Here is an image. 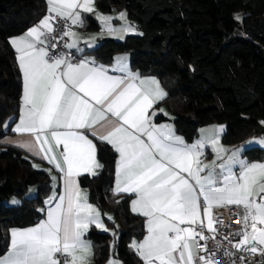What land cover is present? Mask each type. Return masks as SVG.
I'll use <instances>...</instances> for the list:
<instances>
[{
    "label": "snow or ice",
    "instance_id": "1",
    "mask_svg": "<svg viewBox=\"0 0 264 264\" xmlns=\"http://www.w3.org/2000/svg\"><path fill=\"white\" fill-rule=\"evenodd\" d=\"M48 4L55 16H45L26 37L11 41L19 53L24 84L22 114L14 131L32 134L35 146H20L64 173L65 193L50 198L55 204L47 209L46 220L12 230L10 249L0 257V264H62L57 254L71 257L75 264L74 252L91 247L83 239L89 225L108 231L86 196L81 202L74 178L81 171L95 175L93 169L101 167L95 158V145L83 133L74 131L88 128L95 135L98 124L105 130L99 138L119 153L115 192L135 194L132 210L148 218V235L142 243L132 245L144 264H214L210 257L198 251L194 254L193 250L201 247L208 251L199 241L209 238L196 226L216 233L214 224L223 221L213 216V207L225 204L244 208L241 239L233 247L243 250L247 246L253 254L264 252V247L258 248L264 246V163H245L238 159L239 150L225 160V150L213 137L211 145L221 163L204 164L200 159L203 142L187 145L171 125L154 122L157 111L152 110L153 105L166 95L155 79H141L130 72L109 75V69L95 66L94 61L73 64L62 55L50 56L46 48L38 47L44 43V30L54 31L50 21L61 17L71 19L73 25L82 24L81 13L76 10L94 9L93 0H48ZM98 18L103 22L112 19ZM124 18L120 13V19ZM122 31L135 29L126 26ZM64 35L74 37L75 33L66 31ZM67 47H75V41ZM118 71L126 69L120 67ZM148 85H155V90ZM50 129H68L51 131L56 146L63 145L66 169L44 135ZM223 130L222 126L217 129ZM259 142L264 144V139ZM232 163L240 165L238 175L229 167ZM217 168L221 171L216 172ZM12 202L18 203L15 198ZM63 264H68L67 259Z\"/></svg>",
    "mask_w": 264,
    "mask_h": 264
},
{
    "label": "trees",
    "instance_id": "2",
    "mask_svg": "<svg viewBox=\"0 0 264 264\" xmlns=\"http://www.w3.org/2000/svg\"><path fill=\"white\" fill-rule=\"evenodd\" d=\"M95 6L102 12L123 8L138 32L102 39L84 54L110 64L115 54L126 52L139 75L155 76L166 93L161 104L185 141L212 123L226 126L224 145L258 135L256 119H264V0H95ZM46 11V0H0V141L17 117L21 92L9 38L36 24ZM82 19L83 30H99L92 13H83ZM93 140L101 167L95 175L79 176V184L105 225L118 234L115 256L123 264H144L130 245L143 236L144 217L131 212L128 195L110 196L117 154L105 141ZM242 155L249 162L264 161V148L249 146ZM31 188L34 194L28 196ZM50 191L48 169L34 167L21 149L0 142V256L9 247L12 229L35 225L43 217ZM13 196L18 203L9 204ZM86 237L96 248L95 263L104 262L111 233L91 227Z\"/></svg>",
    "mask_w": 264,
    "mask_h": 264
},
{
    "label": "crops",
    "instance_id": "3",
    "mask_svg": "<svg viewBox=\"0 0 264 264\" xmlns=\"http://www.w3.org/2000/svg\"><path fill=\"white\" fill-rule=\"evenodd\" d=\"M80 2L82 3L83 0H80ZM46 4H47V11L44 14V16L36 24H34V25L30 26L29 28H27L20 35L11 36L9 38V43H10L12 49L15 52L16 62H17V65H18V68H19V71H20V75H21V92H20L19 103H18L17 117H16L15 121L12 123V125L10 126V133L0 141L4 145H10V146H14V147H17V148L21 149L32 160V163H33V165H35L36 168H38V169L46 168L51 173V191H50L48 197L46 198L44 215L39 220V222L42 221V220H46L47 219V215H46L47 209L50 206H54V204H55V201H50V198L53 195L59 196V195L65 193V176H64V173H62V172H60L59 170L56 169L54 164H50L48 162V160L43 159L42 156H40V155H35L33 152L29 151L27 147H21L20 146L21 144H32L33 146H35V140H34V137L32 136V134H29V133L21 134V133H17V132L14 131L16 125L19 123V120H20V117H21V114H22L24 84H23V74H22V71H21V69L19 67V61H18L19 53L16 51V49L13 46L11 41L13 39L26 37V34L28 33V31L32 27L38 26L40 21L45 16H53V15H55V13H50L49 12V7L50 6L48 4V0H46ZM92 7L94 9L93 12H83L82 9H77L76 11H79L81 13V18H82V14L83 13L84 14L85 13H92L95 16V18L97 19V21L99 22V24H100L99 30L98 31H86V30H83L81 28L82 24L73 25L72 22H71V25H70V27L67 28V31L74 32L75 36L74 37L73 36H66V47H67L68 44H72L73 41H75V47H73V48L67 47V48L71 49V50H74L76 53H78V54L83 56L82 60H80L79 62H81V61L93 62L94 61L95 66H103V67L109 69V75H126L129 72L133 73V74H138L137 71H135V70H133L131 68L130 62H129V55L126 52L115 54L113 56V59H112L110 64H102L99 61L95 60L93 57H88L87 55L84 54V50L86 48H92V47L96 46L98 44V42L100 40L104 39V38L122 39L124 37V35H126L127 33H137L138 32L137 26H134L132 24V22L129 21V19L127 18L126 13H125L123 8L116 7V8H113L109 12H102V11H100V10H98L96 8L95 0H93ZM120 13H124L125 14V18L124 19H120ZM99 16L112 17V19L110 21H108V22H103V21H101L98 18ZM126 26H131L132 28L135 29V31L134 32H124V31H122V29H124ZM110 29H115V31H112ZM41 39L44 41V43L43 44H39L38 47H44V45H45V37H44V35L41 37ZM118 61H120V63H118ZM70 62L73 63V64L79 63V62H73V61H70ZM120 67H124L126 69V71L125 72L118 71V69ZM138 76L141 79H155L158 82V84H159V88L165 93V91L162 88L159 80L155 76H150V75L142 76V75H139V74H138ZM148 86L153 88V90H155V85H148ZM163 98L158 100L153 105V109L152 110H156L157 111V115L154 118V122L157 123V124H169V125L172 126V128L175 131L172 115L170 114V112L167 109V107L164 104H161V101L163 100ZM160 109H162L163 112H160L159 111ZM164 113H167V115H164ZM159 115H162L164 119L157 120V116H159ZM101 123H103V122H101ZM221 126L223 127L224 130L222 132L217 131V129H219ZM53 130H55V131H68V129H50V130L46 131V133L44 134V135H46L48 137V141L52 145L53 153L55 154L57 159L60 161L61 165L63 167H65V169H66V165L63 164V160H62L63 145L61 144L60 146H56L54 139L51 137V131H53ZM225 130H226V126L224 124H220V123H212V124H208V125L202 126V127L199 128L197 136L191 142L185 141L184 138L180 134H178L177 132H175V135L180 137L181 139H183L184 143L187 144V145L203 142L204 147L201 150L203 152V155L200 157V159H201V161L204 164H209L210 165V164H212L213 161H215L217 164L221 163V161L217 159L216 152L213 150L212 145H211V138H213V137H217L218 138L219 146L222 147L225 150V152L223 154L225 160H227L228 157H230L234 151L239 150L238 159L243 160L245 163H249V164H251V163H258V164L264 163V161H250L249 162L242 155V151L245 148L249 147V146H259V147L263 148L264 144H261L259 141L264 139V134H258L254 138L252 137L253 139H247L245 142H243L241 144L224 145L222 143L221 136L223 135ZM74 131H79V132L83 133L95 145L93 137L100 139L99 138L100 135L103 134L105 130L103 128H101L100 125L98 124L95 127V131H96L95 135H93V129H88V128H85V129H74ZM252 140H255V141L253 142ZM116 154L117 155H116V162H115V173H114L113 183H112V186H111V189H110V196L111 197H117V196L128 195L129 196V209L131 210L132 213L137 214V215H141L138 212H134L132 210V201L137 199L135 194H132V193H118L117 194L115 192V186H116V181H117V164H118V161H119V153L116 152ZM95 158H96V145H95ZM229 167H231L232 172L234 174L238 175L239 172L241 171V168H240L239 164L232 163ZM99 170H100V167L99 168H94L93 172H95V174H97L99 172ZM215 171L216 172H220L221 170L217 168ZM84 174H91V173L81 171V173L79 175L74 177L75 180L78 183V186H79L81 202L82 203L84 202L83 198L86 196L87 197V201L86 202L88 204L92 205L93 208H95L99 212L100 220L103 223L104 227L107 228L108 232H109L111 229L108 228L105 225L103 214L101 213V211L98 209V207L95 204H93V203L88 201L87 189L79 184V176L84 175ZM225 174H226V172H225ZM91 175H93V174H91ZM105 214H106L105 215L106 217H110L109 213H105ZM141 216H143V215H141ZM143 217H144V227H145V232H144L143 236L141 238H139V239H132L131 242H130L131 247L134 249V251L136 252V254L139 256V258L142 261H143V259L141 258L139 252L132 245L134 243H137V244L138 243H142L143 240L145 239V237L148 235V230H147L148 229V225H147V219L148 218L145 217V216H143ZM201 217L203 219L202 210H201ZM38 223H36L35 225H32V226H29V227L15 228V229H12V230L27 229V228L36 226ZM204 223L205 224L207 223L206 219L204 220ZM185 226L186 225H181V227H185ZM91 227H94V228H96L99 231H105L104 228H98V227H96L95 224H90L89 227H88V230ZM12 230L10 231V234H9V247H8L7 251L4 254H2L0 257H3L4 255H6L8 253V251H9V249H10L11 232H12ZM88 230L84 233L83 239L88 244H90L91 247L88 250H79L78 249V250H76L74 252V255L77 257V260H76L75 264H96L95 263V259H94L96 248L91 243V241L86 237V234H87ZM115 234L116 235L113 236L114 237V244H115V241H116L117 236H118L117 233H115ZM111 237H112V235H111ZM113 249H114V245H113V248L111 249V246H110V243H109V255H108L107 259L104 262L100 263V264H109L110 261H115L116 264H123L121 262V260L115 256V254L113 253ZM193 251H194V254H195L196 253L195 249ZM66 259L68 261V264H72L71 257H66ZM143 263H144V261H143Z\"/></svg>",
    "mask_w": 264,
    "mask_h": 264
},
{
    "label": "built area",
    "instance_id": "4",
    "mask_svg": "<svg viewBox=\"0 0 264 264\" xmlns=\"http://www.w3.org/2000/svg\"><path fill=\"white\" fill-rule=\"evenodd\" d=\"M50 22L54 31L48 33L44 30V47L48 50L49 55H62L73 62L82 60V55L66 47V36L64 32L70 27L71 20L69 18L55 17ZM52 45H55V48ZM243 215L244 208L242 206L225 204L223 207H213V216L222 219L223 223L214 224V227L217 229V232L214 234L208 232L206 228L200 229L196 226L198 231H203L204 235L209 237L207 241H199L201 246L207 245L208 251L204 252L201 247L199 250L195 249L196 253L198 251L199 255L210 257L214 261V264H264V252L258 250L253 254L248 250L247 246L243 250H238L233 247L241 239L239 234L243 227ZM213 235H215V239H212ZM57 258L62 264L66 260V257L61 254H57Z\"/></svg>",
    "mask_w": 264,
    "mask_h": 264
},
{
    "label": "rangeland",
    "instance_id": "5",
    "mask_svg": "<svg viewBox=\"0 0 264 264\" xmlns=\"http://www.w3.org/2000/svg\"><path fill=\"white\" fill-rule=\"evenodd\" d=\"M125 11V10H124ZM104 39H107V38H104ZM128 54V53H127ZM253 138L255 137V136H252ZM252 137H250L249 139H253ZM253 142L255 141V140H252ZM264 148V147H263ZM34 194V189L33 188H31L30 190H29V193H28V196H32ZM13 198H15V200L16 201H18V199L15 197V196H13V197H11L7 202L9 203V204H15V203H13L12 201H13ZM110 233H111V235H112V237H111V240H110V246H111V249L113 248V245H114V235H116L115 234V232L114 231H112V230H110L109 231ZM117 239H118V236H117Z\"/></svg>",
    "mask_w": 264,
    "mask_h": 264
},
{
    "label": "water",
    "instance_id": "6",
    "mask_svg": "<svg viewBox=\"0 0 264 264\" xmlns=\"http://www.w3.org/2000/svg\"><path fill=\"white\" fill-rule=\"evenodd\" d=\"M134 26H137L136 22H132ZM257 127H256V132L258 134H264V119L262 118H257L256 119Z\"/></svg>",
    "mask_w": 264,
    "mask_h": 264
}]
</instances>
